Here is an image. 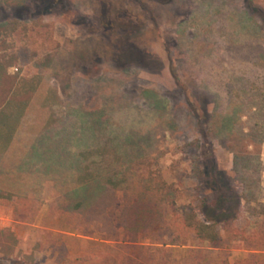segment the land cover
I'll return each mask as SVG.
<instances>
[{"label": "rangeland", "instance_id": "374dc122", "mask_svg": "<svg viewBox=\"0 0 264 264\" xmlns=\"http://www.w3.org/2000/svg\"><path fill=\"white\" fill-rule=\"evenodd\" d=\"M0 22H8L0 60L26 102L0 156V230L16 238L8 260L144 264L120 213L148 198L143 189L158 173L176 188L177 204L208 196L227 216L219 248L183 238L171 247V264H234L249 248L264 251V218L245 210L228 134L214 132L226 116L238 117L244 132L257 120L237 68L248 55L264 64V0H0ZM49 123L65 129L73 147L85 126L122 155L128 189L106 209L112 230L67 209L73 169L25 168ZM260 163L264 202V142ZM173 232L158 224L138 242L161 245Z\"/></svg>", "mask_w": 264, "mask_h": 264}, {"label": "trees", "instance_id": "16d2710c", "mask_svg": "<svg viewBox=\"0 0 264 264\" xmlns=\"http://www.w3.org/2000/svg\"><path fill=\"white\" fill-rule=\"evenodd\" d=\"M7 24L8 22H0V30ZM244 60L245 64L238 65L237 70L250 85L246 90L254 101L255 109L252 113L257 120L244 132L238 117L226 116L219 125L216 123L214 132L219 137L221 134H228L229 142L226 147L233 154L234 179L240 185V198L245 210L250 215L264 218V202L259 200L260 147L264 142V64L256 55L245 56ZM8 65L0 60V156L10 146L26 107V102L17 99L20 88L6 73ZM6 93L11 96L6 98ZM81 133L80 138H75L73 147L65 129L56 128L49 123L31 145L24 166L31 171L41 170L44 173L50 171L53 165L66 170L73 169L76 186L67 192V209L95 220L102 225V230L107 227L112 230L113 224L106 209L116 204L117 190L128 189L123 186L125 179L117 166L122 155L114 150L113 141L101 140L99 133L90 132L85 126L81 127ZM148 183L143 189L148 198L127 204L120 213L121 225L130 233L133 248L140 253L144 264H171V247L180 245L183 238H191L213 248L220 247L223 239L221 223L227 221V216L223 212L216 213L208 206V196L201 197L197 203L190 200L177 204L176 188L167 183L159 173L151 177V180L148 179ZM219 198H223L222 194H219ZM158 224H167L174 228V232L168 239L162 240L161 245H154L155 242H138L140 233ZM15 243L14 234L6 229L0 230V252L3 254L0 264H23L8 260ZM194 249L191 248L190 254ZM249 249L251 252L248 256L238 258L233 263L263 264L264 251Z\"/></svg>", "mask_w": 264, "mask_h": 264}]
</instances>
